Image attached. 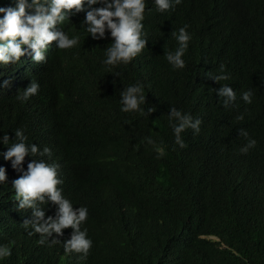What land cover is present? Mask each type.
Returning a JSON list of instances; mask_svg holds the SVG:
<instances>
[{"label": "trees", "instance_id": "trees-1", "mask_svg": "<svg viewBox=\"0 0 264 264\" xmlns=\"http://www.w3.org/2000/svg\"><path fill=\"white\" fill-rule=\"evenodd\" d=\"M148 6L147 47L128 65L109 71L102 61L110 40L87 37L73 17L63 27L80 36L78 46L56 48L44 66L24 70L40 85L37 101L21 104L15 95L28 84L14 74L1 78L11 84L0 88V136L14 139L21 128L29 143L51 149L44 159L59 165L58 187L74 207L88 208L81 228L93 246L81 258L29 236L21 224L31 210H16L11 181L18 173L1 156L8 182L0 185V244H15L0 264H264V0H182L164 13L151 0ZM184 25L192 35L186 66L173 69L164 54L175 51L171 32ZM219 51L224 72L237 79V100L227 108L214 90L225 82L201 67ZM10 65L0 70L11 74ZM136 82L144 85L145 107L156 109L149 117L120 111V92ZM249 89L246 104L240 97ZM169 107L202 121L199 133L182 134L184 148L174 144ZM249 138L256 146L243 154ZM63 231L61 242L72 229Z\"/></svg>", "mask_w": 264, "mask_h": 264}, {"label": "clouds", "instance_id": "clouds-1", "mask_svg": "<svg viewBox=\"0 0 264 264\" xmlns=\"http://www.w3.org/2000/svg\"><path fill=\"white\" fill-rule=\"evenodd\" d=\"M181 3L182 0H151L159 13L174 11ZM151 11L148 0H14V4L0 6V68L10 64L14 68L11 74L0 70V88H8L11 84L10 79L1 78H10L14 74V78L19 77L28 84L17 90L15 99L21 104L37 101L40 85L34 79H27L24 70L44 66L56 48L69 50L78 46L80 36L69 35L63 27L66 21L72 22L73 17H77L76 22L88 34L87 37L94 41L110 40L109 46L104 49L105 58L102 61L109 71L119 65L130 64L147 47L149 40L144 21L146 12ZM187 29L188 25H184L171 32L178 46L174 52L168 51L164 55L173 69L186 66L183 57L192 39ZM202 63L201 67L207 66L216 74L209 78L216 83H229L214 89L216 95L222 98L223 107L234 104L237 94L232 85L237 79L224 72L225 60L221 52H215ZM112 74L120 78L119 72ZM252 97L253 91L249 89L240 98L246 104H251ZM119 103L120 111L125 113L137 112L149 117L156 110L145 107V89L140 82L125 87L120 92ZM167 119L175 138L174 144L180 148L186 147L182 134L189 129L199 133L202 123L200 119L176 107H169ZM239 131L240 135L249 136L246 130ZM13 132L14 139L10 138L8 132L0 136V149L1 146L2 149L6 148V151H0V185L8 182L2 156L5 161H10L11 168L18 173V177L11 181V200L15 202L16 210H31L30 218L24 219L21 226L29 236L39 234V244L54 246L62 243L65 255L76 253L86 258L93 246L87 229L81 228L88 219V208L74 207L63 194L62 188L58 187L63 184L59 176V165L44 159H51V149L44 147L41 150L36 143H29L24 129L17 128ZM146 140L154 146L158 156L164 155L163 147L158 146L156 141L151 137ZM256 143L255 139L249 138L240 152L248 153ZM26 157L31 158L27 163ZM43 205H48L47 210ZM50 206H54V214L46 215ZM68 228L72 229L70 238L61 242L58 237H63V230ZM14 244V241L0 244V261L11 257Z\"/></svg>", "mask_w": 264, "mask_h": 264}]
</instances>
